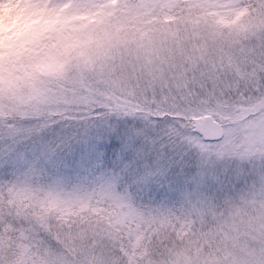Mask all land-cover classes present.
I'll use <instances>...</instances> for the list:
<instances>
[{
    "label": "rangeland",
    "instance_id": "obj_1",
    "mask_svg": "<svg viewBox=\"0 0 264 264\" xmlns=\"http://www.w3.org/2000/svg\"><path fill=\"white\" fill-rule=\"evenodd\" d=\"M33 4V19L0 40V118L79 102L81 90L207 102L215 87L230 119H264V0ZM0 264H264V181L250 178L204 216L153 213L86 186L5 181Z\"/></svg>",
    "mask_w": 264,
    "mask_h": 264
},
{
    "label": "snow or ice",
    "instance_id": "obj_2",
    "mask_svg": "<svg viewBox=\"0 0 264 264\" xmlns=\"http://www.w3.org/2000/svg\"><path fill=\"white\" fill-rule=\"evenodd\" d=\"M215 99V87L207 102L192 92L134 103L81 90L79 102L2 117L0 185L86 186L153 213L204 216L250 178L264 181V119L245 128Z\"/></svg>",
    "mask_w": 264,
    "mask_h": 264
},
{
    "label": "bare ground",
    "instance_id": "obj_3",
    "mask_svg": "<svg viewBox=\"0 0 264 264\" xmlns=\"http://www.w3.org/2000/svg\"><path fill=\"white\" fill-rule=\"evenodd\" d=\"M7 3L9 7L6 10L7 15H5L3 0H0V17L5 16V18H0V40L10 37L11 32L24 21L32 20L33 17L29 16L28 12L36 7L33 0H7ZM24 6H26V10L20 11Z\"/></svg>",
    "mask_w": 264,
    "mask_h": 264
},
{
    "label": "clouds",
    "instance_id": "obj_4",
    "mask_svg": "<svg viewBox=\"0 0 264 264\" xmlns=\"http://www.w3.org/2000/svg\"><path fill=\"white\" fill-rule=\"evenodd\" d=\"M4 9H5V15H7V8L9 7V4L7 3V0H3Z\"/></svg>",
    "mask_w": 264,
    "mask_h": 264
}]
</instances>
